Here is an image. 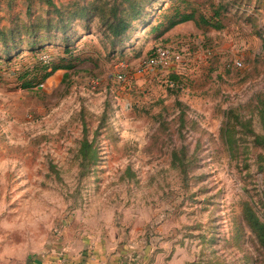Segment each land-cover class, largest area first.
I'll use <instances>...</instances> for the list:
<instances>
[{"label":"rangeland","instance_id":"obj_1","mask_svg":"<svg viewBox=\"0 0 264 264\" xmlns=\"http://www.w3.org/2000/svg\"><path fill=\"white\" fill-rule=\"evenodd\" d=\"M52 2L0 0V29L53 24L36 52L0 47V264L84 239L122 264H264L244 218L264 222V0ZM176 11L194 20L161 34ZM157 44L181 52L177 78L139 71Z\"/></svg>","mask_w":264,"mask_h":264},{"label":"trees","instance_id":"obj_2","mask_svg":"<svg viewBox=\"0 0 264 264\" xmlns=\"http://www.w3.org/2000/svg\"><path fill=\"white\" fill-rule=\"evenodd\" d=\"M45 4L50 8H53L56 10L54 3L52 0H44ZM97 3L93 4H86L85 6L81 7L77 12H74L72 17L73 19H78V18H83L87 17V15H92L95 12L99 10V6L96 5ZM130 8L132 9L131 11L134 12L132 15H137L139 12L137 11L138 9L131 5ZM105 14V10L101 9L99 17ZM88 18V17H87ZM112 21L108 25V30L111 33L112 37L114 39H117L121 34H124L128 28L130 27L131 23L128 21V18L126 17H121L119 16V11L118 8H113L112 9V14H111ZM108 19L106 18V21ZM194 20V14L192 12L190 13H181V12H174L172 15L167 16L165 23H162L163 29H161L160 33L163 34L173 27H175L178 24L187 22V21H193ZM201 21L205 25H212L213 22L206 20L204 17L201 18ZM108 22V21H107ZM115 22V23H113ZM51 21L49 19H45L41 23L35 25V24H28L24 25L21 29L17 28H7V29H0V47L4 48V51L6 52L7 59H9V55L12 50L19 49V47L22 45L23 41L20 40L16 42V39H21V38H29L27 40V47L30 48L31 51L36 52L37 46L40 44L41 41L44 40L42 37H47L46 35H42L43 32H49V29H51ZM65 26L62 24L60 28L65 31ZM218 26V25H217ZM13 43V45H11ZM66 49L65 51H67ZM70 52V51H69ZM50 69L45 72V74L42 76V80H45L49 76H51L55 71L61 70V69H69L72 68V65L70 63H64L58 62V63H52L49 67ZM175 73V72H174ZM172 78H177L176 73L171 75ZM25 87H30L31 83H27L24 85ZM230 127L227 126L226 131L224 132L225 135V141L229 144L232 143L231 135H230ZM87 140H84L81 146V152L84 157L87 155H91V147L89 145ZM244 218L247 222V224L250 226L251 230L254 232L256 239L258 243L261 245V247L264 249V222H262L258 216L255 215V213L252 211V209L246 205L244 209Z\"/></svg>","mask_w":264,"mask_h":264},{"label":"crops","instance_id":"obj_3","mask_svg":"<svg viewBox=\"0 0 264 264\" xmlns=\"http://www.w3.org/2000/svg\"><path fill=\"white\" fill-rule=\"evenodd\" d=\"M188 22V21H187ZM57 253H62L70 264H122L124 253H113L107 240L94 239L66 242L51 250L38 253L26 260L25 264H57Z\"/></svg>","mask_w":264,"mask_h":264},{"label":"built area","instance_id":"obj_4","mask_svg":"<svg viewBox=\"0 0 264 264\" xmlns=\"http://www.w3.org/2000/svg\"><path fill=\"white\" fill-rule=\"evenodd\" d=\"M182 62L181 52L171 49L170 47L157 44L153 48V52L143 59L139 64V71H144L147 69H158L165 70L176 68ZM234 66H241V62L234 60ZM176 70L174 69V72ZM177 73V72H175ZM119 79L122 78V75L117 76ZM57 264H70L66 257L62 253H57Z\"/></svg>","mask_w":264,"mask_h":264}]
</instances>
